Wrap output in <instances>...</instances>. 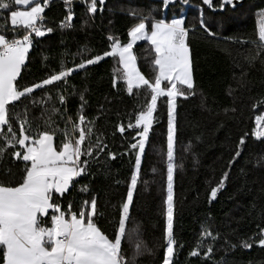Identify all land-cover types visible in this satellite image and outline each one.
Listing matches in <instances>:
<instances>
[{"label": "trees", "instance_id": "obj_1", "mask_svg": "<svg viewBox=\"0 0 264 264\" xmlns=\"http://www.w3.org/2000/svg\"><path fill=\"white\" fill-rule=\"evenodd\" d=\"M219 3L220 0H212L209 8L202 0H181L167 6L162 0H106L103 8L97 3V11L89 14L86 0H78L73 4L71 27H61L67 16L63 0H52L42 13L43 27L51 28L52 32L33 38L18 77L19 88L30 86L61 68L73 67L82 59L110 51L114 41L109 36L119 39L121 44L127 43L129 29L139 22L133 13L156 20L184 16V26L189 29L187 43L194 94L177 97L175 101L173 238L176 243L170 264H264V246L258 244L260 229L264 228V138L257 139L251 134L257 127L256 117L264 116V48L258 46L256 21L264 0H242L235 7L226 5L223 10ZM16 7L0 9V34L13 37L24 32L14 31L10 25L9 13ZM201 13L208 31L200 25ZM151 19L146 22L149 31ZM133 52L139 71L154 81V52L150 42L137 41ZM119 67L118 57H104L73 72L66 81L34 89L32 94L9 106L10 114L19 112L21 119L27 110L32 123L29 134L55 130L53 143L59 150L63 141L60 130L66 127L67 117L77 119L83 104L82 114L93 129L84 147L92 146L93 155L81 157L90 160L87 172L75 178L69 190L55 202L65 211L71 204V210L78 213L83 202L95 196L93 222L110 239L114 238L135 167L136 150L129 145L136 142L133 139L136 132L142 131V127L128 128V124H134L136 114L150 100L145 88H134L130 94L119 79L113 86V72ZM166 83L162 82V86ZM58 95L65 97L63 105ZM53 108L59 113H53ZM49 119L51 127L45 124ZM11 122L18 134L19 124L15 120ZM167 125L165 96L157 100L129 209L128 229L132 235L122 242L121 248L129 264H163L165 166L160 159L167 151ZM120 126L124 127L123 133L118 130ZM3 131H7L6 126ZM242 136L245 143L240 146V155L233 159ZM97 138L99 146L105 149L99 156L95 154ZM16 150H20L18 145L0 156V184L5 186L22 182L25 163L12 158L11 153ZM225 173L223 188L210 199L211 188L217 186ZM85 186L88 191H81ZM51 214L49 211L44 223L50 221ZM205 230L211 236L202 238ZM139 241L150 251L136 255L135 245ZM244 241L251 248H243ZM198 244L199 255L191 256ZM209 247L211 253L204 256Z\"/></svg>", "mask_w": 264, "mask_h": 264}, {"label": "snow or ice", "instance_id": "obj_2", "mask_svg": "<svg viewBox=\"0 0 264 264\" xmlns=\"http://www.w3.org/2000/svg\"><path fill=\"white\" fill-rule=\"evenodd\" d=\"M71 0H64L69 5ZM97 2L103 5L104 0H86V11L94 14L97 11ZM172 0H162L164 6L169 5ZM186 2V0H185ZM204 5L212 8V0H202ZM236 0H220L219 8L223 10L226 5L235 6ZM49 0L41 3L35 0H0V9L8 10L13 5L23 6L29 10L10 11V25L16 29L25 30L20 38L8 39L7 34H0V156H3L8 148L20 150L11 153L12 158L22 160L25 163L22 182L16 186H5L0 184V260L2 264H129L127 258L122 255V242L131 239L132 233L128 229L130 219V205L133 202V191L136 188L138 174L141 165V155L145 150L149 130L153 124V114L156 111L157 100L160 97H167V197L165 216L166 226L164 229L163 264H170L174 254L175 240L173 238V150L175 136V101L177 97L187 98L194 94L193 67L190 49L187 43L189 29L184 26V16L173 18L170 21L165 19H151L150 16H137L139 22L132 26L127 35V43L121 44L119 39L109 36L111 43L110 51L102 55H95L90 59H82L79 64L73 67L61 68L53 72L38 83L23 88L18 87V77L25 65L30 47L33 43L32 33L35 37H42L46 32H52L51 28H44L42 13ZM73 19L72 9L68 8V15L61 27ZM151 19L150 31L146 22ZM201 27L205 26L203 13L200 19ZM209 35H212L209 32ZM147 40L150 42L154 52L152 65L155 69L154 81H150L138 70L136 57L133 54V46L137 41ZM258 46L264 48V15L258 27ZM118 57L120 67L114 69L113 86L117 79L126 84L128 93L133 89L145 88L150 94V100L143 110L135 116V121L128 124V128L139 129L136 132L135 143L129 145L135 151V167L131 173L130 183L127 186V198L121 205L118 225L114 231V238L110 239L93 222L96 214V197L91 201H84L80 210L73 212L72 205L62 210L61 205L56 203L58 197L63 196L74 183L75 178L87 172L89 159L92 157L93 147H84V142L89 139L93 129L88 126L87 118L81 113L75 121L67 117L66 127L61 131L63 141L60 149L54 146V131L31 132L32 123L28 120L27 110L21 119V113L10 114L9 106L19 101L22 97L33 93L34 89H42L45 86L54 85L56 82L66 81L75 71L84 69L87 65H93L104 57ZM253 60L255 57L252 58ZM162 82H167L162 87ZM186 89V90H185ZM60 104H64L65 97L58 95ZM83 101V95H81ZM53 113H59L53 108ZM12 120L19 124V133L13 129ZM257 127L253 129L252 136L257 139L264 138V116L256 117ZM45 124L51 127V121L46 120ZM4 126L7 131H3ZM39 125H37V129ZM124 132V127L118 129ZM138 137V139H137ZM245 143V138L240 137L235 157L240 155V146ZM100 140L97 138L96 156L105 149L100 147ZM111 158L114 154L108 153ZM231 163V161H230ZM227 173L221 177L216 187L211 188L210 199L215 198L219 189L223 188ZM87 192L85 186L81 189ZM51 210L50 221L44 223L45 217ZM132 231H136L133 229ZM211 236V232L205 230L203 237ZM261 238L258 240L260 246H264V228L260 229ZM245 249L251 248L247 241L241 243ZM199 244L190 253L191 256L199 255ZM142 251H150L142 241L135 245L136 255ZM212 248L209 247L203 253L208 256Z\"/></svg>", "mask_w": 264, "mask_h": 264}, {"label": "rangeland", "instance_id": "obj_3", "mask_svg": "<svg viewBox=\"0 0 264 264\" xmlns=\"http://www.w3.org/2000/svg\"><path fill=\"white\" fill-rule=\"evenodd\" d=\"M176 1H181V0H176ZM39 3V2H38ZM42 5V4H41ZM31 6H34V4L33 5H31ZM30 6V7H31ZM43 6V5H42ZM30 7H28V8H24V9H19V10H29L30 9ZM262 15H264V8L263 9H260L259 11H257V16H256V21H257V30H258V27H259V22H260V20H261V18H262ZM173 18H179V17H174V16H172V17H170L169 19H165L166 21H170L171 19H173ZM139 70V69H138ZM166 85H167V83H166ZM163 87V86H162ZM256 125H257V122H256ZM162 153H160V155H161ZM159 155V156H160ZM175 156H176V154H175V150H173V165H174V168H176V158H175ZM160 162L163 164V166H165V176H164V178H163V183H164V185H165V191H164V199H166V197H167V163H168V159H167V151H165V153H163V159L161 158L160 159Z\"/></svg>", "mask_w": 264, "mask_h": 264}, {"label": "built area", "instance_id": "obj_4", "mask_svg": "<svg viewBox=\"0 0 264 264\" xmlns=\"http://www.w3.org/2000/svg\"><path fill=\"white\" fill-rule=\"evenodd\" d=\"M51 1H52V0H49L48 5H47L46 7H44V9L47 8V7L49 6V4H50ZM75 1H78V0H71L70 4H69V5H66V4L64 3V0H63V9L66 11L67 15H68V8L70 7V8L72 9V8H73V4H74ZM42 2H43V0H42ZM42 18L44 19L43 14H42ZM66 26H67V27H71V24H69V22H66ZM24 34H26L25 30H24V32H23L21 35H19V36H15V38H20V37H22ZM31 35H32V38L35 37L34 33H32ZM6 38H8V39H12L13 37H9V36H7Z\"/></svg>", "mask_w": 264, "mask_h": 264}, {"label": "water", "instance_id": "obj_5", "mask_svg": "<svg viewBox=\"0 0 264 264\" xmlns=\"http://www.w3.org/2000/svg\"><path fill=\"white\" fill-rule=\"evenodd\" d=\"M155 1H161V0H155ZM241 1H242V0H236L235 5L241 3ZM174 2H176V0H172V2H171L170 4H173ZM97 3L99 4V2H97ZM105 3H106V0H104L103 5H100V4H99L100 8H103V6L105 5ZM231 7H233V6H231ZM234 7H235V6H234ZM42 37H43V36H42ZM36 38H41V37H36Z\"/></svg>", "mask_w": 264, "mask_h": 264}, {"label": "crops", "instance_id": "obj_6", "mask_svg": "<svg viewBox=\"0 0 264 264\" xmlns=\"http://www.w3.org/2000/svg\"><path fill=\"white\" fill-rule=\"evenodd\" d=\"M35 2H39V3H41L42 5H43V2H42V0H35ZM31 5H29L28 7H30ZM25 7H23V6H19V7H16L14 10H19V9H24ZM14 10H12V11H14ZM9 20H10V17H9ZM132 51H133V49H132ZM133 54H134V52H133ZM49 211H51V210H49Z\"/></svg>", "mask_w": 264, "mask_h": 264}]
</instances>
